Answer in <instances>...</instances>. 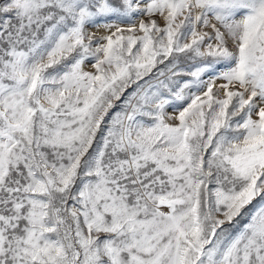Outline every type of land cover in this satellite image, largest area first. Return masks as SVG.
<instances>
[{
    "label": "snow or ice",
    "instance_id": "1",
    "mask_svg": "<svg viewBox=\"0 0 264 264\" xmlns=\"http://www.w3.org/2000/svg\"><path fill=\"white\" fill-rule=\"evenodd\" d=\"M0 264H264V0H0Z\"/></svg>",
    "mask_w": 264,
    "mask_h": 264
},
{
    "label": "rangeland",
    "instance_id": "2",
    "mask_svg": "<svg viewBox=\"0 0 264 264\" xmlns=\"http://www.w3.org/2000/svg\"><path fill=\"white\" fill-rule=\"evenodd\" d=\"M168 112H170V113H171V112H172V109H171V108H169V109H168Z\"/></svg>",
    "mask_w": 264,
    "mask_h": 264
}]
</instances>
